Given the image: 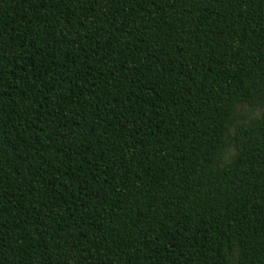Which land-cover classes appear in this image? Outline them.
I'll return each instance as SVG.
<instances>
[{
  "label": "trees",
  "instance_id": "trees-1",
  "mask_svg": "<svg viewBox=\"0 0 264 264\" xmlns=\"http://www.w3.org/2000/svg\"><path fill=\"white\" fill-rule=\"evenodd\" d=\"M0 264H264V0H0Z\"/></svg>",
  "mask_w": 264,
  "mask_h": 264
}]
</instances>
